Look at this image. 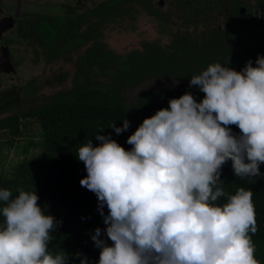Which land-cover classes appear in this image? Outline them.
<instances>
[{
	"label": "clouds",
	"instance_id": "1",
	"mask_svg": "<svg viewBox=\"0 0 264 264\" xmlns=\"http://www.w3.org/2000/svg\"><path fill=\"white\" fill-rule=\"evenodd\" d=\"M255 63L242 71L209 65L189 85L199 86L202 102L191 93L171 99L128 138L131 151L110 134L95 136L100 146L79 148L88 173L80 184L96 194L113 242L95 230L99 264H260L249 235L257 232L253 191L240 188L228 203H215L228 195L221 186L227 161L235 176L264 175V56ZM129 127L125 119L122 128H110L119 135ZM39 199L36 191L20 189L13 198L0 189V264H68L69 254L49 251L59 223Z\"/></svg>",
	"mask_w": 264,
	"mask_h": 264
},
{
	"label": "trees",
	"instance_id": "2",
	"mask_svg": "<svg viewBox=\"0 0 264 264\" xmlns=\"http://www.w3.org/2000/svg\"><path fill=\"white\" fill-rule=\"evenodd\" d=\"M109 1L111 2L103 3L99 9L86 14L76 15L75 11L73 13L67 11L56 17L49 16L47 23L42 22L37 29L33 27L32 33L34 36L37 34L39 38H42V42L48 45L47 52L57 51L61 55L82 42L79 36L76 37L78 30L75 24L78 22L85 23L88 20L90 23L92 16L99 18L103 16L105 23L114 20L115 10L118 8L116 5L124 0ZM120 10H124L123 5ZM260 17L264 18L263 14ZM34 21L35 19L31 20L32 23H35ZM94 24L97 25L98 22L89 24L91 27L89 32H91V38L95 35L93 40H96L97 34L91 31ZM70 25L74 28L72 35L66 36L64 43L59 42L57 50L54 41L59 37V33H68ZM191 37V35L183 37V42L194 44L195 41ZM230 38L234 41L235 37ZM224 46L230 49L231 53L229 62L222 66L236 71H242L250 60L253 62V67H256V59L264 56V44L242 43L238 45L242 47L239 51H237L238 46H236L237 50ZM183 50V47H178L177 51L180 52L171 51L167 55H159L156 58H150L147 55L134 56L127 62L126 59L119 61L113 55L110 56L96 41L78 63L79 69L77 68L75 82L68 91L58 92L42 105L29 108L20 117L0 119V133L8 131L9 135L14 137L6 144L0 143V149L4 145H9V148L14 146L15 138L22 134L21 128L26 126L27 120L35 121L40 127L39 141H31L23 152L27 154L30 148H39V153L29 159L18 161L11 173H0V189L10 190L13 198L18 196L20 189L36 191L40 198L38 205L46 209V215L55 217L59 223V226L49 233L51 254H59L61 250L65 253L71 251L73 245L79 241L81 231L84 235L90 233L95 235V232L88 229L94 226L103 231L100 238L106 240L109 246L113 245L106 235L107 225L98 210L96 194L80 184L88 173L84 163L78 159V150L90 141L94 147L100 146L101 142L96 140L95 136L110 134L111 138L126 151H131L134 146L127 143L128 138L135 133L145 119L151 118L161 109L169 108L171 99H178L186 93H191L198 103L202 102L205 94L199 90L198 85L178 90L146 89L140 93L137 100L132 102L128 100L129 94L136 87L149 80H191L193 78L190 77L191 75H200L209 65H212L211 56L196 55L195 59L189 58ZM181 58H184V67L181 66ZM223 61L224 56H221L219 62ZM102 77L106 80L110 78L112 82L116 79L120 81L116 86H111L98 80ZM33 95L28 94L27 98L33 100ZM125 119L130 122L127 131L118 135L114 129L110 128L114 124L122 128ZM228 127L233 134L237 136L241 134L238 126ZM232 164L231 160L227 161L221 170L223 181L221 186L228 195L218 198L215 203L223 206L228 203V196L235 195L240 188L253 191L252 202L257 232L249 233V235L256 249L255 258L260 261V264H264V175L235 176ZM259 169L261 174H264V163L260 164ZM103 212L105 216L109 213L106 205ZM3 221L4 218L0 213V224ZM92 243L87 247L83 245L80 258L73 257L68 260V264H81L84 257H87L88 264H99L101 249L96 247L93 240Z\"/></svg>",
	"mask_w": 264,
	"mask_h": 264
},
{
	"label": "flooded vegetation",
	"instance_id": "3",
	"mask_svg": "<svg viewBox=\"0 0 264 264\" xmlns=\"http://www.w3.org/2000/svg\"><path fill=\"white\" fill-rule=\"evenodd\" d=\"M66 1L67 3L61 5H50V3H59V0H0V119L20 117L29 108L39 106L40 99L35 93L36 90L42 88L41 71H51V66L59 61H64L67 67L59 70L56 81L64 85L70 82L73 86L75 75L79 69L78 63L96 41L110 56L113 55L119 61L126 59L127 62L134 56L147 55L150 58H156L159 55H167L171 51L180 52L177 51L178 47H183V51L187 55L192 50L197 55L211 56L204 47L205 42L211 41L216 55L219 53L217 47L236 45V43H232L233 39L230 38L232 36H242L243 43L247 40L256 45L264 44V41H261L264 37L261 38L258 31L259 29L264 31V18L260 17L262 14L264 16V0H124L116 5L118 8L115 10L116 16L113 21L119 18L130 19L128 26L130 34L133 31L132 34L137 32L141 35L139 48L134 49L125 57L121 53L108 49L103 31L106 27L105 24L112 21L105 23L103 16L102 18L92 16L91 22H98L91 29L93 34H97L96 40H93L95 35L91 38V32H89L91 28L89 24L92 23H89L88 20L85 23L78 22L75 24L78 30L76 37L79 36V39H82L79 46L71 48L61 55L57 51L49 53L46 49L48 45H45L37 34L34 36L32 33L33 27L37 29L42 25V22L46 21L47 23L49 16L56 17L67 11L72 13L75 11L76 15L86 14L99 9L103 3L111 2L109 0H102L99 3L91 2L92 0ZM122 5L124 10H120ZM53 10L58 13H53ZM142 15L145 22L142 25L143 33H139L138 23L139 19H142ZM148 16H152L159 22L161 27L157 28V34H154L148 26L146 22ZM219 16H223L228 27L212 26L216 32L214 38L212 36L198 37L194 32L189 33L187 29L195 27L197 30L200 24H210L212 19H219ZM32 19H35V23L31 22ZM176 20H184V31L180 22L177 23ZM170 24H172L171 29L169 28ZM73 29V25H70L68 33L58 34L59 37L54 41L57 50L59 42L60 44L64 43V40L72 35ZM182 32L183 37L191 35L195 41L194 44L183 42ZM55 35L57 36V34ZM167 35L170 42L165 41ZM227 37L231 42L226 41ZM74 40L75 34L73 44ZM255 40H258V43H255ZM69 68L71 69L69 70ZM98 80L111 86H116L120 81V79H116L115 82H112L110 78L106 80L103 77ZM32 92L34 95L31 94ZM28 94L33 95L34 99H28ZM28 106L29 108L26 109Z\"/></svg>",
	"mask_w": 264,
	"mask_h": 264
},
{
	"label": "rangeland",
	"instance_id": "4",
	"mask_svg": "<svg viewBox=\"0 0 264 264\" xmlns=\"http://www.w3.org/2000/svg\"><path fill=\"white\" fill-rule=\"evenodd\" d=\"M91 1V0H90ZM95 1L94 3H99V1L102 0H92L91 2ZM67 3L66 0H59V3H50V5H61ZM51 9V8H50ZM53 13H58V11H52ZM165 12L167 10L165 9ZM144 17L142 15V19H139L138 23V32L143 33L142 25H144ZM146 22L148 26L150 27L151 31L154 34H157V28L161 27L159 22L154 19L152 16H148L146 18ZM176 22H180V26L183 27L184 31V20H176ZM130 23V19L126 18H119L116 21H112L110 23L105 24L104 28V38L106 42V47L108 49H111L113 52L116 53H121L125 57L128 53L134 51V49L140 47V41H141V35L135 32L134 34L133 31L130 34V29L128 28ZM214 25H219L222 28H227L228 24L223 20V16H219V19H212L210 24L202 25L200 24L198 26V29L196 30L195 27L187 28L189 33L194 32V34H197L198 37H205V36H212L213 38L216 36V32L213 29L212 26ZM186 26V25H185ZM174 27V26H173ZM169 28H172V24L169 25ZM191 29V30H190ZM178 31V30H177ZM259 34L261 35V38L264 36V31L262 29H259ZM167 33V32H166ZM184 34L182 32L181 37H183ZM144 39V38H143ZM170 42V38H168V35L165 37V41ZM226 41L231 42L230 38L227 37ZM244 41V38L242 36H235L234 41L232 43H236V45H232L230 47H233L234 50H237L236 46L242 44ZM264 41V38L263 40ZM259 41V42H261ZM246 44H253L250 43L249 41H245ZM255 43H258V40H255ZM204 47L207 49V51L211 54V57L213 59L212 64L215 63H220V57L224 56V61L220 63L221 65L226 64L230 60V53L231 50L224 47L220 48L217 47V51H219L218 55H215V50L213 49V42H205ZM238 50L242 49L241 46H238ZM216 51V52H217ZM236 51V52H237ZM197 53H194V51H190L188 54L189 58L194 57L196 58ZM64 60V58H63ZM181 66L184 67V58H181ZM67 66H65L64 61H59L57 64H54L51 66V71H41V86L42 88H39L37 92L35 93L36 96L39 97L40 99V105L44 101H47L48 98L54 96L57 94V92L60 91H68L69 88H71L72 84L69 82L67 84H60L59 82L56 81V77L58 75V72L60 69H63ZM71 68H69L70 70ZM190 77H194V75H191ZM190 80H184V81H176V80H159V79H152L147 81L145 84H141L134 91H132L129 96L128 100L135 101L139 97L140 93L143 92L146 89H159V88H167L170 90H178V89H187L190 86ZM192 87V86H191ZM26 107V109H28ZM22 134L18 137L15 138V143L12 148H9V145H4L0 149L1 153V159H0V173L8 174L13 171L14 166L18 163V161L23 160V159H29L35 155H37L40 151L39 148H30L27 154H24V150L27 145L30 144L31 141L38 142L39 141V132H40V127L39 125L33 121V120H27L26 121V126L24 128H21ZM14 137L9 135L8 131H5L4 133H0V143L1 144H6L10 142ZM98 227L94 226L91 229V231L95 232V230ZM103 232V231H102ZM92 236L93 234L90 233L88 235H84L81 231V236L80 239L77 243H75L71 249V251L67 252L69 254V260H71L73 257H76L77 253H81L82 251V246L84 245L85 247L92 245ZM80 249L79 252H75V250Z\"/></svg>",
	"mask_w": 264,
	"mask_h": 264
},
{
	"label": "water",
	"instance_id": "5",
	"mask_svg": "<svg viewBox=\"0 0 264 264\" xmlns=\"http://www.w3.org/2000/svg\"><path fill=\"white\" fill-rule=\"evenodd\" d=\"M39 1H41V0H39ZM45 1H47V0H45Z\"/></svg>",
	"mask_w": 264,
	"mask_h": 264
}]
</instances>
